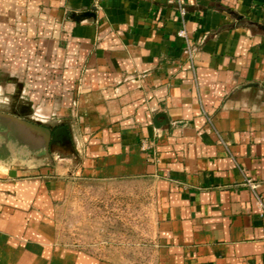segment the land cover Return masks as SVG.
<instances>
[{"label":"crops","instance_id":"1","mask_svg":"<svg viewBox=\"0 0 264 264\" xmlns=\"http://www.w3.org/2000/svg\"><path fill=\"white\" fill-rule=\"evenodd\" d=\"M183 3L193 62L168 0H0V111L70 135L0 131V264H119L57 238L76 179L151 185L156 264H264V0Z\"/></svg>","mask_w":264,"mask_h":264},{"label":"rangeland","instance_id":"2","mask_svg":"<svg viewBox=\"0 0 264 264\" xmlns=\"http://www.w3.org/2000/svg\"><path fill=\"white\" fill-rule=\"evenodd\" d=\"M12 162L0 158V175ZM55 224L57 238L66 244L119 264H156L157 216L148 183L73 180L57 206Z\"/></svg>","mask_w":264,"mask_h":264},{"label":"water","instance_id":"3","mask_svg":"<svg viewBox=\"0 0 264 264\" xmlns=\"http://www.w3.org/2000/svg\"><path fill=\"white\" fill-rule=\"evenodd\" d=\"M95 15V11H93L71 16L76 21L81 22L95 17ZM0 131L5 133L2 137L5 138L6 143L8 145L11 143L13 149L18 152L23 146H27L29 151L32 152L44 150L48 157H50L52 145L60 146L70 142L69 131L66 127L52 129L3 112H0ZM11 153L8 149L2 152L6 156L11 155ZM9 175L11 177L16 176L15 173H10Z\"/></svg>","mask_w":264,"mask_h":264},{"label":"built area","instance_id":"4","mask_svg":"<svg viewBox=\"0 0 264 264\" xmlns=\"http://www.w3.org/2000/svg\"><path fill=\"white\" fill-rule=\"evenodd\" d=\"M168 4L172 5L176 11L178 12L179 19H180V29L177 32V36L183 39L187 43L186 53L188 55V59L193 62L194 61V49L189 43L188 32L186 29L187 23V9L183 3V0H168ZM95 8L100 9V0H95ZM203 117L209 122L212 123V116L207 114V112L203 109L202 110ZM142 149L147 153L150 159H156V152L154 150V143L150 140H143L142 141ZM249 187L256 200L257 206V214L264 218V197L260 194L259 188L260 185L252 180H247L246 184Z\"/></svg>","mask_w":264,"mask_h":264}]
</instances>
